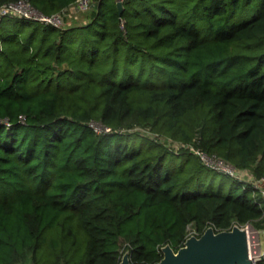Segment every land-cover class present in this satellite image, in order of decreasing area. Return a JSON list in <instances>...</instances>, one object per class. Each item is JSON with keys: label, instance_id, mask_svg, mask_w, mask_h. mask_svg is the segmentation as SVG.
Returning <instances> with one entry per match:
<instances>
[{"label": "trees", "instance_id": "1", "mask_svg": "<svg viewBox=\"0 0 264 264\" xmlns=\"http://www.w3.org/2000/svg\"><path fill=\"white\" fill-rule=\"evenodd\" d=\"M117 1L0 19V264H151L189 227L264 230L254 187L205 188L200 155L264 176V0Z\"/></svg>", "mask_w": 264, "mask_h": 264}, {"label": "water", "instance_id": "2", "mask_svg": "<svg viewBox=\"0 0 264 264\" xmlns=\"http://www.w3.org/2000/svg\"><path fill=\"white\" fill-rule=\"evenodd\" d=\"M117 7L121 13L122 0L117 1ZM162 251L161 259L151 264H252L247 230L239 224L222 230L209 226L200 235L190 234L178 249L167 243ZM119 264H132L128 251Z\"/></svg>", "mask_w": 264, "mask_h": 264}, {"label": "built area", "instance_id": "3", "mask_svg": "<svg viewBox=\"0 0 264 264\" xmlns=\"http://www.w3.org/2000/svg\"><path fill=\"white\" fill-rule=\"evenodd\" d=\"M91 1L92 0H75V2L72 3L67 9H63L58 13L45 14L35 8L29 0H14L0 3V19L6 15H17L28 19L39 20L44 23H50L55 26H63L64 17L68 13H77L87 10L91 5ZM98 126V130H101L102 127L100 125ZM200 155L203 162L209 167L232 176L234 179H238L243 182H249L254 187L255 193L259 194L264 200V176L256 177L251 173L246 174L248 177L243 178L245 170H240L232 164L226 162L224 159L215 155H208L204 152H201ZM241 226H244L247 230L248 248L250 257L252 259V264H257L263 259L264 255V250L261 246L259 229L255 228L249 222Z\"/></svg>", "mask_w": 264, "mask_h": 264}, {"label": "rangeland", "instance_id": "4", "mask_svg": "<svg viewBox=\"0 0 264 264\" xmlns=\"http://www.w3.org/2000/svg\"><path fill=\"white\" fill-rule=\"evenodd\" d=\"M78 14V13H77ZM81 14V13H80ZM79 14V15H80ZM68 16V15H67ZM65 16V18L67 17ZM82 17V16H81ZM189 72L184 75L188 77ZM183 76V77H184ZM99 124L97 123H93V126L98 130L99 129ZM209 175L207 178L204 179V181H201V184H203V186L205 188H214V189H221L224 193H229L232 190H234V187H232V180L233 177L229 176V175H225L224 173H220V172H216L215 170H209ZM246 174H251V172L249 171H244V176L243 178L248 177ZM211 179V180H210ZM211 181V183H209L208 181ZM240 188L236 189L235 191L238 193L240 192ZM189 234H193L192 229L189 227ZM259 235H260V239H261V246L262 249L264 250V230H259ZM28 264H31L30 262H28ZM257 264H264V260H260Z\"/></svg>", "mask_w": 264, "mask_h": 264}, {"label": "crops", "instance_id": "5", "mask_svg": "<svg viewBox=\"0 0 264 264\" xmlns=\"http://www.w3.org/2000/svg\"><path fill=\"white\" fill-rule=\"evenodd\" d=\"M87 11L88 10L77 12L78 14L77 13H68L67 14L68 16L66 15L67 16L66 17V23L71 25V24H74V23H77V22L85 21V16H86V12Z\"/></svg>", "mask_w": 264, "mask_h": 264}]
</instances>
